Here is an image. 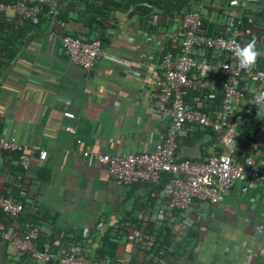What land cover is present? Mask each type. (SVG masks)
Masks as SVG:
<instances>
[{
  "label": "crops",
  "instance_id": "crops-1",
  "mask_svg": "<svg viewBox=\"0 0 264 264\" xmlns=\"http://www.w3.org/2000/svg\"><path fill=\"white\" fill-rule=\"evenodd\" d=\"M240 1L241 6L245 3L235 7L240 14L264 3ZM84 4V0H62L39 26L19 28L26 37L5 42L9 51L0 57V135L47 151L43 161L36 152L28 168L21 166L17 152L0 153V196L24 205L18 224L33 222L39 227L36 248L49 244L57 251L65 242L84 243L95 258L101 237L109 232H101L99 224L118 223L120 233L111 235L118 238L115 261L123 264H264V183L237 181L219 203L198 200L190 212L174 210L163 216L161 181L124 185L112 180L104 165L80 155L82 146H76L75 137L101 153L134 154L150 151L165 128L152 118L147 96L160 56L158 37L146 39L142 33L150 18L143 21L129 13L132 7L113 12L112 26L103 32L104 54L89 72L70 61L61 46L63 32L88 39L87 20L95 12L80 14ZM66 5L72 8L67 20L56 21ZM5 15L16 16L12 11ZM64 110L75 118H64ZM66 125L74 126L76 134L67 132ZM205 131H182L177 154L203 160L212 151L213 139L223 150L218 136ZM256 157L264 159V152ZM184 219L192 223L184 225ZM164 225L180 229V235L174 237L168 247L172 253L162 263L149 246L136 247L126 239L132 229L153 233ZM16 227L0 211V232H14ZM144 251H150L151 261ZM30 260L0 238V264H30Z\"/></svg>",
  "mask_w": 264,
  "mask_h": 264
},
{
  "label": "built area",
  "instance_id": "built-area-1",
  "mask_svg": "<svg viewBox=\"0 0 264 264\" xmlns=\"http://www.w3.org/2000/svg\"><path fill=\"white\" fill-rule=\"evenodd\" d=\"M256 4L252 3L251 5ZM42 5L50 12L60 7L59 0H0V12L12 11L24 18L36 16ZM246 7H249L246 3ZM238 0L233 6L231 0L212 4V0H191L187 7L167 18L168 27L163 26L159 13L150 15V23L142 31L146 39L157 36L160 50L159 64L154 70L153 85L147 96L152 103V118L164 123V131L157 135L154 147L147 152L134 154H106L82 145L75 137L76 146L83 157H91L105 166L112 180L124 185L138 182L159 183L166 174L163 185L164 205L160 211L169 216L174 210L188 211L196 201L209 204L221 202L237 181L247 184L264 183V159H257L264 152V119L257 117V108L252 102L253 89L264 88V28H256L257 12L252 8L237 13L235 7L243 8ZM246 19L249 25H244ZM255 37L260 56L253 70L244 72L237 66L230 50L236 44L243 45ZM61 46L70 61L90 70L104 54L99 38L85 39L63 34ZM227 64L228 68H225ZM192 90L191 102L186 100ZM264 114V106H260ZM62 116L75 118L70 110ZM249 118L253 119V131L247 139L249 153L242 159L236 158L235 144L242 128ZM237 123V124H235ZM208 129L219 138L223 151L213 148L203 160L181 157L177 154V140L184 131ZM64 129L75 135L76 129L66 125ZM225 133H231L226 142ZM15 151L24 168L30 166V158L37 152L43 161L47 151L34 144L20 143L14 137L0 135V153ZM242 191H246L247 185ZM24 205L7 196H0V211L11 222L17 223L14 232L1 231L0 238L8 242L17 255H29L30 264H108L104 259L91 256V249L73 242H65L54 251L49 244L36 248L40 229L33 222L25 226L18 224ZM184 225L191 220L182 221ZM118 223L101 222L99 230L116 234L122 227ZM185 227V226H183ZM180 235V229L177 235ZM142 231L132 229L126 239L136 245L148 240L142 239ZM152 238H149V242ZM162 263V259H157ZM116 264H123L118 260Z\"/></svg>",
  "mask_w": 264,
  "mask_h": 264
},
{
  "label": "trees",
  "instance_id": "trees-1",
  "mask_svg": "<svg viewBox=\"0 0 264 264\" xmlns=\"http://www.w3.org/2000/svg\"><path fill=\"white\" fill-rule=\"evenodd\" d=\"M62 2V0H59ZM85 8L80 10V14L82 11L86 13L95 12V16H90L87 20V24H90L89 31L90 34L87 35L88 39L99 38L101 42L104 40V31L106 28L111 27V20H113L112 13L115 11H127L129 7H132L130 12L131 14H138L141 20L145 21L147 17H150L151 14L159 13L162 16L163 26L167 23V18L169 16L175 15L181 8L187 7V5L191 2V0H84ZM72 10L69 5H66L64 11H59L55 16L56 21H66L67 11ZM263 11L257 12V21L254 25L256 28H264V7ZM50 14V8L47 5H42L39 9V12L36 16L31 18H24L18 15L10 17L5 15L4 12H0V57H2L3 52L7 53L9 51L7 49V44L5 42L12 41L13 39H22L26 37L27 33H19L20 29L31 30L37 26H39L40 22L45 18H48ZM244 25H249L246 19L243 20ZM165 23V24H164ZM165 27H168L166 24ZM63 34H68V32H63ZM71 35V34H69ZM75 36V35H72ZM192 90H189L188 95L186 96V100L191 102L192 99ZM253 119L249 118L246 122V127L242 128L240 131V136H238L237 143L235 144V155L237 159H242L243 156H246L250 148L247 145V139L249 138L251 132L253 131L252 126ZM205 133L210 134L215 137L216 134L209 131L208 129ZM214 144V139L211 141ZM177 144L179 142L177 141ZM211 145V144H210ZM216 151H223L218 149L217 146L213 148ZM177 151V148H176ZM6 152V151H5ZM167 175L163 176V179L160 182V186L166 182ZM139 230V229H137ZM120 230L117 231L116 234H119ZM178 231H175L171 228V226L164 225L159 231H153V233H144L142 232V239L148 240L147 243H142L145 246H149L153 252L151 253L154 258L164 259L166 256L170 255L172 252L168 250V247L171 243L174 242V237L177 236ZM110 234V235H109ZM111 232H105L101 237L100 244L97 249H95V259H104L108 264H116L114 254L117 245L118 238L116 235L112 237ZM162 237V239H161ZM149 238H152V242H149ZM84 243H81L83 246ZM139 245H136V247ZM156 246V248H154ZM113 250V251H112ZM138 251V249H137ZM144 251L145 257H147L148 261H151L152 258L150 256V251ZM94 258V256H93ZM159 262V260H157ZM136 261H134V264ZM160 263V262H159ZM171 262H164V264H170Z\"/></svg>",
  "mask_w": 264,
  "mask_h": 264
},
{
  "label": "clouds",
  "instance_id": "clouds-1",
  "mask_svg": "<svg viewBox=\"0 0 264 264\" xmlns=\"http://www.w3.org/2000/svg\"><path fill=\"white\" fill-rule=\"evenodd\" d=\"M231 3L233 6H236L238 0H231ZM230 50L232 51L240 70L248 72L255 68L257 60L260 56L255 37L251 38L243 45L236 44ZM225 68H228L227 64L225 65ZM252 96L253 98L251 104L255 105L257 108V117L264 119V114H262L260 110V106H264V88L253 89ZM230 136L231 133H225L223 137L226 138V142H231Z\"/></svg>",
  "mask_w": 264,
  "mask_h": 264
},
{
  "label": "water",
  "instance_id": "water-1",
  "mask_svg": "<svg viewBox=\"0 0 264 264\" xmlns=\"http://www.w3.org/2000/svg\"><path fill=\"white\" fill-rule=\"evenodd\" d=\"M89 72L91 71V70H88Z\"/></svg>",
  "mask_w": 264,
  "mask_h": 264
}]
</instances>
